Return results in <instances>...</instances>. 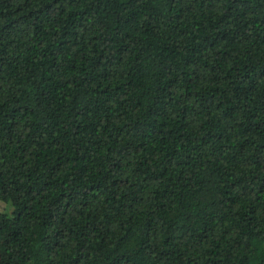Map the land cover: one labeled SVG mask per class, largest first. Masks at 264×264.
Instances as JSON below:
<instances>
[{
	"label": "trees",
	"instance_id": "1",
	"mask_svg": "<svg viewBox=\"0 0 264 264\" xmlns=\"http://www.w3.org/2000/svg\"><path fill=\"white\" fill-rule=\"evenodd\" d=\"M0 264H264V0H0Z\"/></svg>",
	"mask_w": 264,
	"mask_h": 264
},
{
	"label": "rangeland",
	"instance_id": "2",
	"mask_svg": "<svg viewBox=\"0 0 264 264\" xmlns=\"http://www.w3.org/2000/svg\"><path fill=\"white\" fill-rule=\"evenodd\" d=\"M0 208L1 209H10V205L6 200H0Z\"/></svg>",
	"mask_w": 264,
	"mask_h": 264
}]
</instances>
